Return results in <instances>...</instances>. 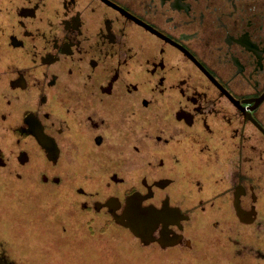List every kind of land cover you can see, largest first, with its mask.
Returning <instances> with one entry per match:
<instances>
[{
  "label": "flooded vegetation",
  "instance_id": "af4514ba",
  "mask_svg": "<svg viewBox=\"0 0 264 264\" xmlns=\"http://www.w3.org/2000/svg\"><path fill=\"white\" fill-rule=\"evenodd\" d=\"M0 169L61 191L63 231L164 253L206 223L264 259L240 239L264 219V0H0ZM133 196L147 242L116 220Z\"/></svg>",
  "mask_w": 264,
  "mask_h": 264
},
{
  "label": "rangeland",
  "instance_id": "374dc122",
  "mask_svg": "<svg viewBox=\"0 0 264 264\" xmlns=\"http://www.w3.org/2000/svg\"><path fill=\"white\" fill-rule=\"evenodd\" d=\"M2 172L0 169V243L9 264H264V259L252 254H234L230 239H222L206 223L189 227L197 241L196 250L164 253L142 246L117 225L104 233L98 231L101 226H94L92 233L85 224H72L63 231L61 191L40 184V191L30 192L20 188L29 183ZM260 212L264 217V209ZM240 227L241 242L264 247V219L260 225Z\"/></svg>",
  "mask_w": 264,
  "mask_h": 264
},
{
  "label": "water",
  "instance_id": "95a60500",
  "mask_svg": "<svg viewBox=\"0 0 264 264\" xmlns=\"http://www.w3.org/2000/svg\"><path fill=\"white\" fill-rule=\"evenodd\" d=\"M152 210L139 206L135 196L129 199L128 204L122 214H116V220L147 242V236L152 232L154 217L151 216Z\"/></svg>",
  "mask_w": 264,
  "mask_h": 264
},
{
  "label": "trees",
  "instance_id": "16d2710c",
  "mask_svg": "<svg viewBox=\"0 0 264 264\" xmlns=\"http://www.w3.org/2000/svg\"><path fill=\"white\" fill-rule=\"evenodd\" d=\"M4 260H5V263L4 264H9L11 262V261L7 260L6 258Z\"/></svg>",
  "mask_w": 264,
  "mask_h": 264
}]
</instances>
